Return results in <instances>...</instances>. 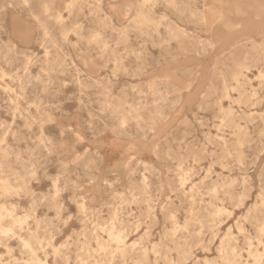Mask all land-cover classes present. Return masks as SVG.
Masks as SVG:
<instances>
[{
    "label": "rangeland",
    "instance_id": "rangeland-1",
    "mask_svg": "<svg viewBox=\"0 0 264 264\" xmlns=\"http://www.w3.org/2000/svg\"><path fill=\"white\" fill-rule=\"evenodd\" d=\"M0 264H264V0H0Z\"/></svg>",
    "mask_w": 264,
    "mask_h": 264
}]
</instances>
